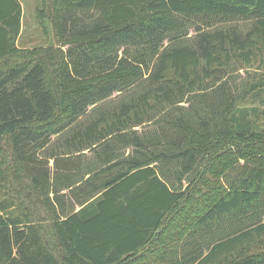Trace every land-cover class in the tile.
Returning <instances> with one entry per match:
<instances>
[{
	"label": "trees",
	"instance_id": "16d2710c",
	"mask_svg": "<svg viewBox=\"0 0 264 264\" xmlns=\"http://www.w3.org/2000/svg\"><path fill=\"white\" fill-rule=\"evenodd\" d=\"M11 2L13 24L0 23V264H264V0H41L36 22L55 44L32 50L16 46ZM228 22L251 30L181 43L194 25ZM257 51L263 69L240 93L217 85ZM147 73L142 96L78 126ZM188 97L204 118L180 112ZM65 133L49 171L37 154ZM86 151L87 164L72 160Z\"/></svg>",
	"mask_w": 264,
	"mask_h": 264
},
{
	"label": "rangeland",
	"instance_id": "374dc122",
	"mask_svg": "<svg viewBox=\"0 0 264 264\" xmlns=\"http://www.w3.org/2000/svg\"><path fill=\"white\" fill-rule=\"evenodd\" d=\"M21 6H22V29H21V35L18 41V46L25 50H32L37 49L41 47H47V46H54L55 41L53 39V35L51 32V28L48 26L46 33L42 31V29L38 26L36 22V12L40 8L41 0H20ZM97 15L91 14V15H80L76 16L75 19L77 21H81L82 23L89 24L91 22H94L96 20ZM76 21V22H77ZM199 24L194 25L192 29L188 32V36L181 41L182 45H189L194 48H198V44L200 43V40H202V36L206 35L205 33L211 34L215 30H223L226 32V29L229 30H235L236 32L240 33L242 37H245V34L251 30L252 23L250 22H228V23H220L216 25L213 28H201L203 31H198ZM213 34V33H212ZM243 37V38H244ZM264 45L263 42H261V46ZM260 45H253L252 51H256V49ZM259 51L256 52L257 57L249 64H239L235 61H231L228 67L227 72L222 71L218 73V76L222 78L221 82H219L217 85L223 83V89L229 91L230 93L235 92L236 94L240 93L246 85L253 81L260 73L261 69H263V65H261L260 60L258 59ZM152 70V66L148 69L149 73ZM149 73L143 78V80L138 83V85L124 91L123 93H115L113 94L109 99L106 101L98 104L94 108H90L88 113L79 121L78 126L83 127L87 126L88 124H91L93 122H96L99 120L103 114H113V112H116L119 110L122 104L128 103L129 101L138 98L139 96H142L145 91L151 86V82L147 79L149 76ZM218 88V87H217ZM218 90V89H216ZM207 95H198L201 98L204 96V100L209 103L211 100L212 94L211 92H208ZM199 97V98H200ZM180 107L182 108L180 112L184 114H190L194 111L196 119L204 118L205 114L203 112V109H200L199 105L196 104L194 100H192L190 97H188L187 101L180 104ZM177 112L174 110H170L168 112L167 118L171 115H176ZM153 118V115H152ZM161 124L164 125V123L161 121ZM157 124H146L143 128L148 131H154L156 128L162 129L163 127H158ZM136 131L140 132L142 129L135 128ZM170 132H167L169 134ZM68 134H63L60 137H57L52 140L50 145L43 149L42 151L38 152L37 158L42 159V165L49 171L51 170V167L53 165L52 157L54 155L60 157H65L63 154L65 153L64 148L61 146V143L63 142V139L67 137ZM87 154H85V157H90V154L88 151H86ZM132 151L130 149L124 150L121 153L126 156L128 153H131ZM75 154H73L72 157H74ZM243 163V160L239 159L238 163L234 165L233 168H237L238 165ZM227 173H225L221 178L223 179L224 176ZM221 179V180H222ZM225 183V181H224ZM226 184V183H225ZM167 244V243H166Z\"/></svg>",
	"mask_w": 264,
	"mask_h": 264
},
{
	"label": "crops",
	"instance_id": "0c3cea01",
	"mask_svg": "<svg viewBox=\"0 0 264 264\" xmlns=\"http://www.w3.org/2000/svg\"><path fill=\"white\" fill-rule=\"evenodd\" d=\"M18 4H19V8H20V16H19V28H20V33H19V37L16 41V46L18 48H20L18 46V41H19V38H20V35H21V29H22V6H21V2L20 0H17ZM11 10H13V4L11 2V0H0V23L3 24V22L6 20L7 22H10L12 19H11V15H10V12ZM13 12V11H12ZM12 16H13V13H12ZM12 24H13V20H12ZM22 49V48H20ZM24 50V49H23ZM84 154H87V152H84ZM72 160H75L77 161V163H81V164H87L88 162L91 161V158L90 157H84V158H78V159H72ZM87 178V177H85ZM67 191H63L62 194H65ZM75 210L77 211L78 210V207H75Z\"/></svg>",
	"mask_w": 264,
	"mask_h": 264
}]
</instances>
